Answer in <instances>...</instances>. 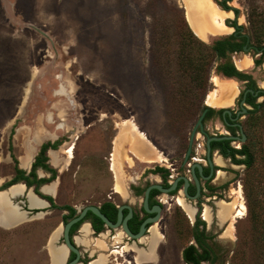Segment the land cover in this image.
Instances as JSON below:
<instances>
[{"label":"rangeland","instance_id":"obj_1","mask_svg":"<svg viewBox=\"0 0 264 264\" xmlns=\"http://www.w3.org/2000/svg\"><path fill=\"white\" fill-rule=\"evenodd\" d=\"M212 1L222 8L223 0ZM227 4L239 8L238 22L244 32L264 31V0H231ZM184 5V0H0V186L15 174L12 151L19 160L36 141L64 138L57 151L63 162L59 176L45 187L47 191L57 187L56 207L48 204L44 211L30 212L26 187L13 197L11 187L0 192V264H52L53 237L57 236L54 245H64V211L60 209L64 204L81 209L106 199L134 206L141 203L130 187L134 182H146L138 177L151 163L140 161L129 143L123 144L126 194L112 193L116 174L109 157L124 120L133 118L156 148L171 156L180 151L179 146H187L194 122L189 120L195 116L192 112L166 114L169 95L176 92L183 98L193 90L194 98L203 96L206 101L210 92L218 90L221 103V89L212 82L218 61L206 72L208 48L183 22ZM226 36L228 33H211L202 41L212 44ZM261 40L264 45V38ZM244 55L250 66L251 58L264 57L254 50ZM246 70L264 85V64ZM225 130L221 124V131ZM254 136L253 166L247 170L226 158L221 197L216 199L237 205L245 202L246 214L232 213L219 220L216 205L211 223L200 214L217 255L215 264H264V128ZM70 145H74L71 157L66 151ZM128 176L137 178L129 181ZM240 188L242 195L237 193ZM5 197L19 207L25 215L22 219L6 221L3 209L9 200ZM35 199L33 206L44 202L36 195ZM169 202L165 204L166 219L157 224L165 235L160 234L165 251L159 262L155 255L137 259V251L128 245L123 256L109 255L111 250L121 249L117 243L123 238L116 241L107 234H92L90 244L81 245L94 254L87 259L103 254L108 256V264H186L182 252L195 241L192 228L196 219L191 221L178 202ZM175 208L180 227L175 224ZM97 238L107 248L98 247ZM146 244H140L145 251ZM115 257L118 259L113 260ZM146 260L157 261L144 263Z\"/></svg>","mask_w":264,"mask_h":264},{"label":"flooded vegetation","instance_id":"obj_2","mask_svg":"<svg viewBox=\"0 0 264 264\" xmlns=\"http://www.w3.org/2000/svg\"><path fill=\"white\" fill-rule=\"evenodd\" d=\"M228 1H231V0H226V2L225 0H223L222 2H220V4L222 5V8L224 10L234 12L233 17L232 15H230L226 19V23L230 27L233 28V31L228 33V36L226 37L217 38L216 40H214V42H217L221 39H228L230 42L237 44V48H235L234 50H232L231 48L228 49L227 51L228 57L221 58V56H218L219 61L217 63L218 65L221 63H225L226 61L229 60L233 63L235 69L237 70V73L233 75H228L224 71L221 72V70L217 71L216 69L215 75H218L223 78L233 79L238 84L239 92L237 96L234 98L233 104L221 106V104H218V105L211 104L207 100L206 101L203 100V104L200 108V113L198 117L194 120L193 127L190 130L187 146H182V147L179 146L180 151L179 149H177L175 153L171 156H169L168 152L162 150L161 152L167 157L166 162H168L169 164L155 161L151 163L150 165H146L141 171L140 176L138 177L139 180H145L146 182L144 184H141V181L134 182L135 184H133L130 187V192L133 194V196L137 198L139 201H141L139 205L137 204L134 206V205H131L130 203H125V202L117 204L112 199H106L104 201L99 202L96 205L101 209L102 213H104L107 216V218L113 223H116L119 219L120 207L123 205H130L132 207L131 215H130V209L128 207H124L122 210L121 228L115 229V228L110 227L109 225L105 223V221H103L95 213H93L92 211H88L84 219L79 221L80 224L78 225V227H76L73 233H72V228L75 224L71 228L70 235L75 245L76 243H75L74 237L76 238V233L81 231L82 225H84L85 223H89L91 225L93 234H96L99 236L107 234L113 240L116 237V233L117 234L121 233L123 236L122 237L123 239L120 243H117L118 248L123 249L127 245L131 249H132V246L134 245L137 247H140V244L143 243V238H145V240L146 238L147 239L149 238L150 230L153 225L151 223H148L146 225V231H145V235L143 236V238L141 239L134 238V237L129 236L122 229L124 221L126 219H127V226L130 229V231L134 234H137L140 231L143 223L147 219L149 218L153 219L157 216L158 211L156 210V207L160 206L161 210H160V218L158 222H156L155 224H158V223L161 224L163 220L166 219V217L164 216L165 204L168 203L169 201H172L173 203L174 202L177 203L179 201V198H183L185 199L186 202L190 203L193 207L196 208V215L194 219H196V222H197L200 219L201 212L203 214L204 208L205 206H207L205 202L209 204L211 210H214V205H216L218 202L216 201V199L221 197L222 186H221V174L220 173L222 172L221 170H223L222 168H225V166L222 165L218 160L221 158L224 160H226V158H230V160L234 162V164L241 166V167H245V169L247 170L249 169L248 165L244 161H234L232 157L226 155V152L227 151L231 152L233 149L244 150V149H247L248 147L252 148V142L255 139V136H254L255 133L259 131L260 127L261 129L264 128V85L260 84L257 81L256 77L252 74V72L246 70V69L251 68L253 65L256 66V65L264 64V60H263L264 57L260 56L257 59L251 58L252 65L250 66L249 64L250 66L249 68H239L236 65L235 59H237L236 56L238 54L239 55L242 53L247 54V53H250L251 50H254L255 52L261 53V55H263L264 45L262 46L258 45L253 35H250L243 31L244 26L238 22V19L240 20L239 8L237 6H229L227 4ZM235 54L236 56L234 59L233 56ZM245 56L247 57V55ZM203 114H204V117L202 119V126L201 125L198 126L194 134L193 141L191 142L193 130L195 126L197 125L198 120ZM221 124L226 128L225 132L221 131ZM244 134H245V139L243 140ZM221 136H232L233 138L231 139H212L210 142V147H209L208 141L210 138L221 137ZM57 139H61V138L57 137L55 140ZM55 140L49 139L46 141H55ZM46 141H40L36 145L37 146L36 155L38 154L41 145ZM60 147L58 149H60ZM58 149H54V150H58ZM49 150H48V155L50 157L49 163L52 165ZM113 152L110 153V157H109L111 161V166H110L111 170L113 169L112 168ZM245 156H246V153H241V152L236 153V158L238 159H243L245 158ZM32 166H33V163L31 165V169H32ZM52 166L55 167L54 165ZM55 168L59 172L58 167H55ZM31 169L30 170L25 169V170L27 172H30ZM41 169L42 168H39L38 171ZM45 173L46 175L44 176H40L39 173L38 175L39 177H50L51 176L50 172L45 171ZM128 177L130 178L129 181H134V179L137 178L134 176L132 177L128 176ZM55 180L41 185L40 187L41 192L54 197V195L44 192L42 190V187L46 184H51ZM19 183L25 184L26 188H28L29 190H32L38 198L40 197L43 200H45V204L41 206H33L29 198V190L25 191L24 193L26 195V198H25L26 207L29 210H32L30 212L44 211L47 208L48 204H50L51 207H54L52 206L51 202L48 199H45L36 193L34 186L29 187L25 182H19ZM19 183H15V184H19ZM157 183L160 184L163 188H170L173 184L176 183V187L173 190L168 191V192L163 191L158 188H152L149 194L150 211H147L144 206L147 189L151 185L157 184ZM11 186H9L8 188H10ZM6 189H0V190H6ZM112 190H113L112 192L113 194L119 193L116 191L115 185L113 186ZM185 190H187L188 195L186 194ZM108 197L112 198L111 195H109ZM193 197H196V198H193ZM66 205L72 206L76 209L75 216L78 215L83 209V207L81 209H77L74 205H71V204H64L62 206H66ZM89 205H95V204H89ZM113 205H115V207ZM60 209L64 211V214H63L64 224L67 223L73 217H75L73 216V217L66 218V216L70 214V210L61 208V206H60ZM91 213L99 217L102 220V223L95 221ZM173 213H175V216H174L175 222H176L175 224L180 227L182 223L181 221H179L180 218H178L179 216L177 214L176 208L174 209ZM189 219L191 221H194L190 217ZM66 220L67 222H65ZM195 223L193 227L195 226ZM200 229L207 231L206 221H205V224L200 225ZM180 230L181 228L177 229L178 232H180ZM159 232H161L163 237H165L164 231L159 229ZM62 240L64 242L63 236H62ZM207 241H210V238H208ZM162 242L163 240H160V243H158V246L154 250L155 259L157 257L158 262L161 260L162 254L165 251V249L162 248ZM193 243H197L196 240ZM77 246L81 250V256L79 259L80 264H90L92 261L97 260L99 258V256H97L92 260H88L87 257H92L94 256V254H91L90 252H88L89 251L88 249H83L85 250V252H83L80 244H78ZM147 250H148V246H147ZM132 251H135V250H132ZM111 254H113V250L110 251L109 255ZM76 257H77L76 254L72 251L67 255L66 257L67 260L65 261L66 263L67 262L69 263L72 260H74ZM117 259H118L117 257L113 258V260H117ZM127 261L128 263H130L129 260ZM155 261L157 260H154V261L146 260L144 261V263H148V262L152 263ZM115 264H119V262ZM202 264H209V262L203 260Z\"/></svg>","mask_w":264,"mask_h":264},{"label":"bare ground","instance_id":"obj_3","mask_svg":"<svg viewBox=\"0 0 264 264\" xmlns=\"http://www.w3.org/2000/svg\"><path fill=\"white\" fill-rule=\"evenodd\" d=\"M184 1H185L184 6L186 9L187 20L191 28L201 38L207 39L209 36V31H213L214 33H228L230 32V30L233 31V28L226 23V19L228 18V16L233 15L232 11L229 12L227 10L220 8L212 0H184ZM236 64L239 68H248L250 64V60L244 54H240L239 57L236 59ZM212 82H214L217 88L221 89V94H222L221 103H219L220 100H218L216 94L218 90H214L210 92L207 97V101L211 104H217V105L218 104L232 105L234 102V98L237 96L239 92L238 84L233 79L221 78L218 75H213ZM59 91H62V87ZM138 125L139 124H137V122L133 118L124 120L122 122L123 130L121 131L120 135L116 138L115 141V150L113 153V167L115 169V174H116L115 188L117 192L123 195L126 194V185H127L126 174L123 169V161H124L123 158L124 157L126 158V153L123 147L124 143H129L130 147L132 146L131 149L134 152L135 156L142 162L153 163L155 161L157 162L167 161V157L159 149H157L158 147L156 148V146L147 136L146 132L141 130ZM38 143L39 142L36 141L35 145ZM35 145L31 146L28 149L29 155H32L37 150V147ZM73 148L74 145H70L68 148H66V151L69 153L70 157ZM50 156L52 162L58 164L59 155L57 151H52ZM218 161L222 165L225 164V160L222 158L219 159ZM220 174L222 175L223 173L221 172ZM10 189H11L10 196H18L24 192L25 185L14 184L13 186H11ZM242 191H243L242 188H240L239 191H237V193H239V195H242ZM29 192H30L29 198L31 200V204L33 205L36 200L35 195L33 194L32 190H30ZM5 199L9 200V197H5ZM178 202L183 207L187 215L192 220H194L196 215V208L193 207L190 203L186 202L185 199L183 198H179ZM244 203L240 202V204L237 205L236 202L233 201L229 202L221 199L216 204L217 207L216 215L218 216L219 220L230 217L232 213L236 214V216L239 217L243 216L246 214L247 211L246 205ZM8 204L9 206H4L3 209L4 218L6 219L7 222H12L15 219L19 220L22 219V216H25L22 215L21 212H18L19 208L17 206H13L10 200L8 201ZM203 216L204 219L209 221L210 223L213 221L212 211L209 206H206L204 208ZM81 232H82L81 236H76L75 238L76 241L80 245L90 244L91 242L90 237L93 234L91 225L89 223H85L81 229ZM160 234L161 233H159V227L157 224H155L151 227L150 236L148 239H146L147 241L143 240V242L147 243L148 250L145 251L141 247H137L135 245L133 246L138 253L137 259L155 255L154 250L158 246V243H160L161 240ZM56 237H53V242H52L53 245L51 247L52 264H62L67 254L63 247L54 245V239ZM122 237H123L122 234L118 233L115 237V240L119 241L122 239ZM96 243L98 244V247L102 249L107 248V245L103 239H98ZM123 249H114L113 254L117 253L119 255H124L122 253ZM108 261H109L108 256L101 254L97 260L92 261L90 264H108ZM119 264L121 263L119 262Z\"/></svg>","mask_w":264,"mask_h":264},{"label":"trees","instance_id":"obj_4","mask_svg":"<svg viewBox=\"0 0 264 264\" xmlns=\"http://www.w3.org/2000/svg\"><path fill=\"white\" fill-rule=\"evenodd\" d=\"M182 18H183V22L188 26V29L190 30L191 34L195 36L196 34L193 32L194 30H191V26H189L190 24H188L189 22L187 20V16L186 17L182 16ZM253 36L255 39L257 40L259 39L257 43L258 45L262 46L261 39L264 38V31L255 32L253 33ZM195 37L199 40L197 35ZM199 41L208 48L206 52V57L209 66L206 68V72H209V69L216 60L219 61L218 56H221V58L228 57V53H227L228 49L231 48L232 50H234L235 48H237V44L230 42L228 39H221L217 42H214L213 44H206L202 40ZM216 69L217 71L218 70L219 71L221 70V72L224 71L228 75H233L237 73V70L235 69L233 63L229 60L226 61L225 63L218 64L216 66ZM200 79H203V77ZM205 79L206 78H204V80ZM192 91L193 90L189 92L190 95V96L188 95L189 97L183 96V98L178 97V93L176 92L171 93L169 95L168 102L166 104L167 105L166 114L176 116L178 114H182V113L190 114L192 112L195 118L190 119L189 122L192 120L194 121L200 113V108L203 104V96H200V98L199 97L194 98V95L196 94L194 92L192 93ZM184 101H186L185 102L186 104L183 103ZM12 132L14 133V129ZM63 142H64L63 138L57 139L55 141L44 142L41 145L40 150L35 157L30 172H27L25 169L20 167L19 160L13 153L12 151L13 147L11 145L12 157L14 158L15 161V174L14 177L11 180L5 182L0 189H6L15 183L25 182L29 187L34 186V189L37 194H39L41 197L45 199H48L51 202L52 206L56 207L54 197L41 192L40 187L41 185L45 183H49L50 181H53L57 178L59 172L55 167H53L49 163L50 157L48 155V150L51 148L58 149L63 144ZM237 152L246 153L245 158L243 159L236 158ZM226 155L232 157L234 161H244L248 165V168H251L253 166L255 160L253 150L250 147L244 150L233 149L231 152L227 151ZM39 168H42L45 171L50 172L51 176L39 177L37 173ZM113 206L115 207V205ZM61 208L70 210V214L67 215L66 218L73 217L76 214V209L72 206L66 205V206H61ZM93 217L95 221L102 223V220L99 217H97L96 215H93ZM65 222H67V220ZM79 224L80 222L73 226L72 233L76 229V227H78ZM201 224H205V221L199 219L195 223V226L193 228V235L197 243H191L183 249L182 252L183 260L189 264H202L203 260L208 261L209 264H215V262L217 261V255L213 249L212 244H210L207 241L208 238H211V236H209L205 230L200 229Z\"/></svg>","mask_w":264,"mask_h":264},{"label":"water","instance_id":"obj_5","mask_svg":"<svg viewBox=\"0 0 264 264\" xmlns=\"http://www.w3.org/2000/svg\"><path fill=\"white\" fill-rule=\"evenodd\" d=\"M203 117H204V114L200 117V119L198 120L197 125L195 126V128L193 130V135H192V138H191V142L193 141L194 134H195L198 126H200V125L202 126V119H203ZM231 138H233V137L232 136H221V137L210 138L209 141H208V145L210 147V142H211L212 139H231ZM244 139H245V134H244L243 140ZM175 187H176V183L173 184L170 188H163L158 183L151 185L147 189V192H146V198H145V202H144V206H145L146 210L147 211H150V207H149V194H150V190L152 188H158V189H161L163 191L168 192V191L173 190ZM6 190H8V189H6ZM6 190H0V192L1 191H6ZM185 192L188 195L187 190H185ZM193 198H196V197H193ZM40 199L43 200L42 198H40ZM9 200H10V202H12V199L10 197H9ZM13 206H15V205L13 204ZM124 207H128L130 209V215H131V213H132V207L130 205H123V206H121L120 209H119V219H118V221L116 223L111 222L107 218V216L104 213H102L101 209L98 206H96V205H87V206H84L83 209L81 210V212L78 215H76L75 217H73L72 219H70L67 223H65L64 226H63V234H62L63 235V238H64V245H63V247H65L67 249L68 254L73 251L76 254L77 257L74 260H72L71 262H69V263L67 262L66 263V261H65L63 264H80L79 263V259H80V256H81V250L77 246L78 243H77L75 237H74V240H75L76 245L73 243L72 238H71V235H70L71 228H72V226L74 224H76L79 221H81L82 219H84V217L86 216V214H87L88 211H92L97 216H99L103 221H105V223L107 225H109L112 228L119 229V228H121L122 210H123ZM156 210L158 211L157 216L155 218H153V219H150V218L147 219L143 223L140 231L137 234H134V233H132L130 231V229L127 226V219L124 221L123 228H122L123 231H125L131 237L139 238V239L143 238V236L145 235V231H146V225L148 223H151L152 225H154L156 222H158V220L160 218V210H161V207L160 206L156 207ZM18 212H20V211H18ZM186 264H188V263H186Z\"/></svg>","mask_w":264,"mask_h":264},{"label":"crops","instance_id":"obj_6","mask_svg":"<svg viewBox=\"0 0 264 264\" xmlns=\"http://www.w3.org/2000/svg\"><path fill=\"white\" fill-rule=\"evenodd\" d=\"M195 32V31H194ZM230 32H232V31H230ZM230 32H228V33H230ZM196 33V32H195ZM216 34V33H214L213 31H209V34ZM197 34V33H196ZM198 35V34H197ZM200 37V36H199ZM58 137V136H57ZM57 137H55V138H49V139H51V140H55ZM52 151H59V149L58 150H54V149H50L49 150V154H51V152ZM36 153H37V150L32 154V155H29V153H28V149H26L25 150V152L23 153V155H21L20 157H19V162H20V166L22 167V168H24V169H27V170H30L31 169V165H32V163H33V161H34V158H35V155H36ZM58 153H60V152H58ZM61 155V154H60ZM60 155H59V160H58V164H55V163H53L52 162V160H51V163H52V165H54L55 167H59V166H61L62 165V159L60 158ZM38 173H39V175L40 176H44V175H46V173H45V171L44 170H39L38 171ZM19 184H23V183H19ZM25 185V184H24ZM52 185V183L51 184H46V185H44L43 187H42V190L44 191V192H46V193H49V194H52V195H55V193L57 192V187L55 188V189H52V190H50V191H47V190H45V187L46 186H48V187H50ZM26 187V186H25ZM41 201H44V202H42V204L41 205H43L44 203H45V200H41Z\"/></svg>","mask_w":264,"mask_h":264}]
</instances>
